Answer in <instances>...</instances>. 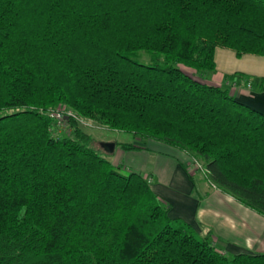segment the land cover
<instances>
[{"label":"trees","instance_id":"1","mask_svg":"<svg viewBox=\"0 0 264 264\" xmlns=\"http://www.w3.org/2000/svg\"><path fill=\"white\" fill-rule=\"evenodd\" d=\"M216 48L264 56V0H0V264H264L219 251L51 116L173 147L264 215V112L182 69L215 72Z\"/></svg>","mask_w":264,"mask_h":264},{"label":"crops","instance_id":"2","mask_svg":"<svg viewBox=\"0 0 264 264\" xmlns=\"http://www.w3.org/2000/svg\"><path fill=\"white\" fill-rule=\"evenodd\" d=\"M214 61L215 74L210 77L217 75L216 85L228 88L237 100L264 112V91L257 89V80H264V56L238 57L230 49L216 48ZM234 73L250 80L227 79ZM155 152L168 165L161 163L151 169L149 183L153 192L170 206L171 217L183 219L201 233L209 231L216 248L229 257L241 252L264 253V215L192 173L193 165L186 154Z\"/></svg>","mask_w":264,"mask_h":264},{"label":"rangeland","instance_id":"3","mask_svg":"<svg viewBox=\"0 0 264 264\" xmlns=\"http://www.w3.org/2000/svg\"><path fill=\"white\" fill-rule=\"evenodd\" d=\"M136 60L142 63H149L150 55L145 51H140L136 55ZM182 69L199 81L206 82L211 85H216L217 75H213L212 79L210 77L211 74H215V72L200 73L188 68H182ZM59 110L64 111V108H60ZM75 118L79 121L83 130H85L87 133L91 135L94 141L93 145L97 147L101 151V153L105 157H107L114 165L120 166L121 171L125 173L133 170L141 173L144 177L149 179L150 175H152L151 169H153L157 164L162 163L161 162L162 155L156 153L155 151L168 150L171 152L178 153L177 149L170 147L166 144H163L161 142L152 139H142L140 137H134L131 133H126L123 131L111 130L92 119H84L76 115ZM58 128L60 129V131L57 132L60 135L65 136L69 132V128L63 125L62 122H60ZM103 143H114L115 147L113 151L112 152L106 151L102 147ZM124 143L133 144L136 147L125 149L121 146V144ZM180 156L183 157V155ZM129 165H133L134 168H130ZM162 165L167 166L168 163L164 160V163H162ZM136 167H139L140 169ZM196 167L199 170H197ZM190 170L192 173L195 172V175L200 176L202 179L206 180L204 178V174L202 173V168L200 164L196 166H192Z\"/></svg>","mask_w":264,"mask_h":264},{"label":"built area","instance_id":"4","mask_svg":"<svg viewBox=\"0 0 264 264\" xmlns=\"http://www.w3.org/2000/svg\"><path fill=\"white\" fill-rule=\"evenodd\" d=\"M65 115L67 116H72L75 117L74 113L72 111H61V110H56L54 111L51 116L56 120V121H60L62 119V117H64Z\"/></svg>","mask_w":264,"mask_h":264},{"label":"water","instance_id":"5","mask_svg":"<svg viewBox=\"0 0 264 264\" xmlns=\"http://www.w3.org/2000/svg\"><path fill=\"white\" fill-rule=\"evenodd\" d=\"M102 147L106 150V151H109V152H112L114 147H115V144L114 143H103L102 144Z\"/></svg>","mask_w":264,"mask_h":264},{"label":"bare ground","instance_id":"6","mask_svg":"<svg viewBox=\"0 0 264 264\" xmlns=\"http://www.w3.org/2000/svg\"><path fill=\"white\" fill-rule=\"evenodd\" d=\"M63 118V117H62Z\"/></svg>","mask_w":264,"mask_h":264}]
</instances>
